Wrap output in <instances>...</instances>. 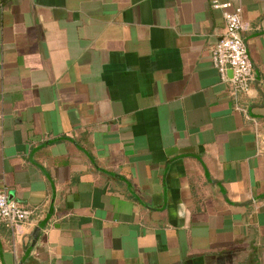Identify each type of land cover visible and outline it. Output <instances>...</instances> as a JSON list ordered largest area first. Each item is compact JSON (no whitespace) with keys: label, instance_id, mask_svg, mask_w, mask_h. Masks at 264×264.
<instances>
[{"label":"crops","instance_id":"0c3cea01","mask_svg":"<svg viewBox=\"0 0 264 264\" xmlns=\"http://www.w3.org/2000/svg\"><path fill=\"white\" fill-rule=\"evenodd\" d=\"M212 0H0V264H264V0L246 94Z\"/></svg>","mask_w":264,"mask_h":264},{"label":"built area","instance_id":"2783aa9c","mask_svg":"<svg viewBox=\"0 0 264 264\" xmlns=\"http://www.w3.org/2000/svg\"><path fill=\"white\" fill-rule=\"evenodd\" d=\"M211 7L221 10L224 29L223 34L212 49L211 57L214 67L222 81H227V72L231 70L229 80L236 93L246 94L252 81L253 63L246 44L241 36L244 26L241 19V9L231 2L212 0ZM34 210L24 208L16 201L7 197L0 187V222L8 228L15 229L30 223Z\"/></svg>","mask_w":264,"mask_h":264},{"label":"water","instance_id":"95a60500","mask_svg":"<svg viewBox=\"0 0 264 264\" xmlns=\"http://www.w3.org/2000/svg\"><path fill=\"white\" fill-rule=\"evenodd\" d=\"M229 71H231V70H229ZM232 73V72H231Z\"/></svg>","mask_w":264,"mask_h":264}]
</instances>
